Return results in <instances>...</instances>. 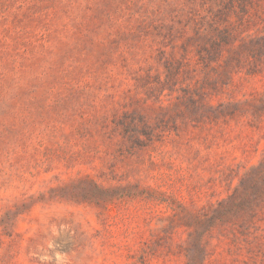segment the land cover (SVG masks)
Here are the masks:
<instances>
[{
  "label": "rangeland",
  "instance_id": "rangeland-1",
  "mask_svg": "<svg viewBox=\"0 0 264 264\" xmlns=\"http://www.w3.org/2000/svg\"><path fill=\"white\" fill-rule=\"evenodd\" d=\"M0 264H264V0H0Z\"/></svg>",
  "mask_w": 264,
  "mask_h": 264
}]
</instances>
